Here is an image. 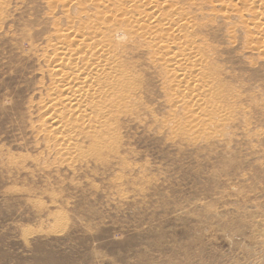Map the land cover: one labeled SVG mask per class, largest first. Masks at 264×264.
Segmentation results:
<instances>
[{
    "label": "rangeland",
    "instance_id": "1",
    "mask_svg": "<svg viewBox=\"0 0 264 264\" xmlns=\"http://www.w3.org/2000/svg\"><path fill=\"white\" fill-rule=\"evenodd\" d=\"M234 3L191 9L230 117L188 128L141 50L139 99L109 149L84 158L38 131L63 15L47 0H0V264H264V31L250 42L245 28L264 18Z\"/></svg>",
    "mask_w": 264,
    "mask_h": 264
},
{
    "label": "bare ground",
    "instance_id": "2",
    "mask_svg": "<svg viewBox=\"0 0 264 264\" xmlns=\"http://www.w3.org/2000/svg\"><path fill=\"white\" fill-rule=\"evenodd\" d=\"M47 1L63 15L55 20L54 37L47 43L50 94L43 113L49 124L38 129L52 138L49 149L67 157L76 152L84 158L109 149L118 119L139 99L141 83L134 56L146 49L149 63L161 70L162 88L168 91L172 111H187L188 128H207L213 119L224 121L229 116L228 110H219L213 96L220 87L206 77L213 67L205 44L195 36L196 16L191 9L204 11L202 7L208 5L217 13L218 5L236 8L233 0ZM238 1L256 19L264 18L260 8L264 0ZM160 17L162 22H157ZM255 24L245 26L250 42L264 31L263 22ZM252 50L260 51L258 47ZM205 117L208 123H203ZM171 126L185 130L181 121ZM81 142L88 143L90 151H78Z\"/></svg>",
    "mask_w": 264,
    "mask_h": 264
}]
</instances>
